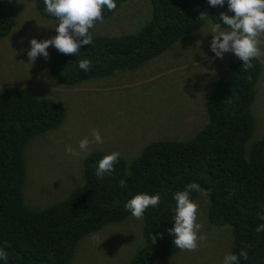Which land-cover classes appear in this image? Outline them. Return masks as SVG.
<instances>
[{"label":"trees","instance_id":"16d2710c","mask_svg":"<svg viewBox=\"0 0 264 264\" xmlns=\"http://www.w3.org/2000/svg\"><path fill=\"white\" fill-rule=\"evenodd\" d=\"M124 1L116 0L117 8ZM149 1L151 15L135 33L93 35V43L77 55L57 50L50 61L52 78L60 87L72 88L90 77L134 69L205 21L220 23L219 14L227 11V4L213 8L207 0ZM18 2L0 0V38L13 28ZM36 4L41 16L56 19L45 12L43 0ZM115 10L105 9L103 18ZM84 58L92 61L88 71L78 67ZM252 64L244 71L235 55L229 60L206 101V122L194 135L154 140L130 162L120 155L115 170L102 180L95 175L96 162L111 152L92 151L83 161L81 181L62 199L43 206L25 200V146L31 137L59 125L66 107L39 97L29 86L1 87L0 247L8 253L7 264H69L83 236L131 214L124 207L129 199L138 193H160L159 206L143 215V244L126 263L154 264L179 249L167 233L173 224L172 196L193 182L207 191L209 222L231 226L232 253H247L240 264H264V231H256L264 223L258 215L264 211V137L248 145L255 128L251 107L263 66L258 57ZM198 193H191L194 201Z\"/></svg>","mask_w":264,"mask_h":264},{"label":"rangeland","instance_id":"374dc122","mask_svg":"<svg viewBox=\"0 0 264 264\" xmlns=\"http://www.w3.org/2000/svg\"><path fill=\"white\" fill-rule=\"evenodd\" d=\"M36 1L19 0L15 24L0 38V88L29 86L39 97L62 102L66 117L56 127L31 137L25 146L26 201L39 206L56 202L53 199H62L81 181L86 155L72 156L65 148L78 149L85 137L92 141L93 130L100 131L103 143H90V152L115 151L130 162L148 143L187 139L205 124L206 101L214 80L234 56L225 53L220 59L211 52L212 34L208 32L213 22L205 21L134 69L90 77L79 87H60L49 70L57 51L54 47H49L47 59L39 56L31 62L27 56L31 39L45 40L57 34V20L41 16ZM150 15L149 0H126L109 17L97 21L91 35L135 33ZM260 39L264 53V36ZM258 58L263 67L251 107L255 128L248 145L264 137V54ZM206 200L200 192L195 198L199 235L205 237L198 248L178 249L154 264H223L225 255L232 253V228L209 222ZM142 223L143 217L130 214L83 236L69 264H126L143 244Z\"/></svg>","mask_w":264,"mask_h":264},{"label":"clouds","instance_id":"9594fccd","mask_svg":"<svg viewBox=\"0 0 264 264\" xmlns=\"http://www.w3.org/2000/svg\"><path fill=\"white\" fill-rule=\"evenodd\" d=\"M45 12L56 18L54 27L56 35L45 40L33 38L30 40V50L27 51L29 61L35 62L39 56L49 57L48 49L54 47L60 53L78 54L85 45L93 43L91 30L97 21L103 20V11H113L117 8L116 0H43ZM210 7L223 8L227 4V11L219 14L220 23H213L208 33L212 34L210 50L215 58L222 59L225 53L234 54L243 62V70L253 67L252 61L264 54L261 51V36H264V0H207ZM228 13H232L229 15ZM225 26V27H222ZM207 33V34H208ZM205 34V33H204ZM80 70L88 71L92 61L88 58L79 60ZM32 66L31 63H28ZM92 141L87 137L78 143V149L71 145L65 148L66 154L72 156L88 155L90 143H103L99 130H93ZM120 153L105 154L96 162L95 175L102 180L106 174L115 170L119 162ZM121 186L125 181H121ZM192 192L207 195L198 183H189L183 191H176L172 199L175 201L172 227L167 231L173 244L181 250L195 251L199 241L205 237L199 235L201 225L197 222L199 205L191 198ZM161 202L160 193H138L129 199L124 207L132 216L141 219L149 207L156 208ZM264 221V211L258 213ZM257 232L264 231V223L257 225ZM247 259V253L238 255L228 253L223 264H240V258ZM8 253L0 247V264H7Z\"/></svg>","mask_w":264,"mask_h":264}]
</instances>
